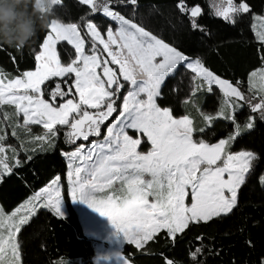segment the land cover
<instances>
[{
  "label": "rangeland",
  "instance_id": "1",
  "mask_svg": "<svg viewBox=\"0 0 264 264\" xmlns=\"http://www.w3.org/2000/svg\"><path fill=\"white\" fill-rule=\"evenodd\" d=\"M208 1L214 16L230 22L236 13L248 11L233 0ZM58 3L39 0L37 6L45 11ZM102 14L114 26L101 34L95 24L86 23L93 44L88 50L77 24L53 20L36 68L21 78L0 73V180L19 164L20 152L29 157L52 148L56 130L74 144L63 154L64 176L10 213L0 207V264H21L17 233L38 209L60 217L67 214V203L92 243V264H131L120 252L125 243L141 248L161 230L173 236L185 223L230 212L255 158L247 150L229 151L245 126L237 125L234 134L212 145L192 141L200 121L208 127L224 116V107L232 113L240 109L239 103L232 104L243 99L235 86L112 11ZM199 14L198 6L189 10L193 26ZM252 30L264 43V16L252 15ZM61 41L75 51L65 65L56 49ZM181 66L193 74V82L183 101L184 115L174 118L156 100L165 79ZM69 75L71 86L64 81ZM52 79L64 82L51 88L47 101L43 85ZM70 87L75 99L68 97ZM214 88L222 94L220 111L198 109L194 94ZM247 91L251 101L264 102V69L250 75ZM191 109H197L194 118ZM248 124L251 128V119ZM59 263L84 264L80 259Z\"/></svg>",
  "mask_w": 264,
  "mask_h": 264
},
{
  "label": "trees",
  "instance_id": "2",
  "mask_svg": "<svg viewBox=\"0 0 264 264\" xmlns=\"http://www.w3.org/2000/svg\"><path fill=\"white\" fill-rule=\"evenodd\" d=\"M233 1L245 4L248 11L236 13L230 22L214 16L208 0H91V5L59 0L44 12L36 8V0H0V73L11 78H21L36 68V54L53 20L77 24L88 50L93 44L85 24L92 22L105 34L114 26L102 14L109 10L174 52L199 60L206 71L235 86L243 97L232 103H239L240 109L232 113L224 107L223 117H215L208 127L200 121L199 129L192 135L193 143L212 145L234 134L238 126H245L232 139L229 151L247 150L255 158L230 212L207 221L190 222L173 238L161 230L141 248L125 243L120 252L131 264H264V102L251 101L247 91L250 75L264 69V43L252 30V15L264 16V0ZM196 6L200 14L193 26L189 10ZM56 49L63 65L75 58L74 49L65 41L57 43ZM94 49L108 61L100 46ZM192 76L182 66L168 76L160 88L157 106L169 109L174 118L183 116V101L191 95ZM71 77L64 80L69 86ZM64 81H47L43 85L44 99L51 101V88ZM70 89L68 97L75 99ZM221 96L214 88L212 92L197 91L194 100L198 109L217 114ZM258 102L260 106L254 109ZM195 110L190 112L193 118ZM250 119L252 127L248 128ZM56 134L52 148L29 157L20 152L19 164L2 177L0 207L4 212L10 213L57 176H64L63 154L74 149V144L66 141L61 130H56ZM66 213L61 218L50 209L41 208L20 227L17 240L21 264H60V260L71 259L92 264V243L84 236L77 214L68 203Z\"/></svg>",
  "mask_w": 264,
  "mask_h": 264
},
{
  "label": "crops",
  "instance_id": "3",
  "mask_svg": "<svg viewBox=\"0 0 264 264\" xmlns=\"http://www.w3.org/2000/svg\"><path fill=\"white\" fill-rule=\"evenodd\" d=\"M91 1V0H90ZM39 2V0H36V8L39 10V11H41V12H44V10H41L38 6H37V3ZM84 3V2H83ZM46 11V10H45ZM88 23V22H87ZM160 41V40H159ZM42 46V45H41ZM41 46H40V48H41ZM40 53V49H39V51L37 52V54H36V66H37V64H38V54ZM185 58H187V57H185ZM260 70V69H259ZM256 71H258V70H256ZM255 71V72H256ZM255 72H253V73H255ZM252 73V74H253ZM226 214V213H225ZM223 215V214H222ZM65 216H66V214L64 215V216H60L61 218H65ZM211 219V218H210ZM209 220V219H208ZM198 221H201V220H198ZM207 221V220H206ZM190 222H194V221H190ZM190 222H188V223H190ZM195 222H197V221H195ZM188 223H185L184 225H183V227H182V230L188 225Z\"/></svg>",
  "mask_w": 264,
  "mask_h": 264
},
{
  "label": "built area",
  "instance_id": "4",
  "mask_svg": "<svg viewBox=\"0 0 264 264\" xmlns=\"http://www.w3.org/2000/svg\"><path fill=\"white\" fill-rule=\"evenodd\" d=\"M32 195H34V193H33ZM32 195H31V196H32Z\"/></svg>",
  "mask_w": 264,
  "mask_h": 264
}]
</instances>
